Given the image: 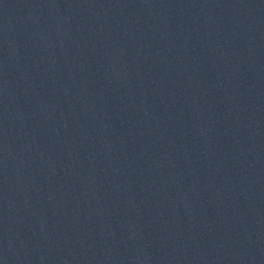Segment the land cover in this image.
Instances as JSON below:
<instances>
[{"label": "water", "instance_id": "obj_1", "mask_svg": "<svg viewBox=\"0 0 264 264\" xmlns=\"http://www.w3.org/2000/svg\"><path fill=\"white\" fill-rule=\"evenodd\" d=\"M0 264H264V0H0Z\"/></svg>", "mask_w": 264, "mask_h": 264}]
</instances>
